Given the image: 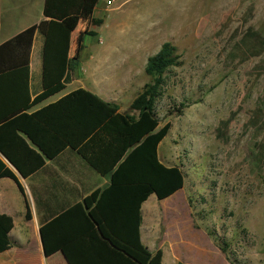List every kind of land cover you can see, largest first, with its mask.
<instances>
[{
	"label": "rangeland",
	"instance_id": "rangeland-1",
	"mask_svg": "<svg viewBox=\"0 0 264 264\" xmlns=\"http://www.w3.org/2000/svg\"><path fill=\"white\" fill-rule=\"evenodd\" d=\"M95 1L100 24L92 27L89 13L70 22V57L82 44L87 53L75 79L107 80L111 72L98 70L103 63L129 65L122 76L134 87L123 94L132 98L150 82L144 68L164 43L178 58L155 109L160 127L171 123L158 157L179 167L185 184L155 201L148 224L181 242L176 250L187 264H264V0ZM93 30L99 38H83ZM180 104L186 107L178 115Z\"/></svg>",
	"mask_w": 264,
	"mask_h": 264
},
{
	"label": "trees",
	"instance_id": "trees-1",
	"mask_svg": "<svg viewBox=\"0 0 264 264\" xmlns=\"http://www.w3.org/2000/svg\"><path fill=\"white\" fill-rule=\"evenodd\" d=\"M86 2L45 0V20L0 45V179L13 180L24 195L12 169L27 179L43 168L45 160L71 149L110 183L41 225L44 256L61 252L67 264H161V250L151 254L141 242V206L151 195L167 200L185 184L182 170L165 166L158 157L171 123L160 127L155 104L164 75L177 65L175 48L164 43L148 58L144 72L150 82L129 108L137 116L120 113L82 88L27 114L71 83L78 59L69 58L70 22L81 15ZM100 23L91 20L92 26ZM35 33L43 38L42 93L31 102L29 57ZM22 96L27 99L24 104L19 103ZM184 107L180 104L176 113L181 115ZM26 219H31L28 206ZM12 228V219L0 214V254L10 249Z\"/></svg>",
	"mask_w": 264,
	"mask_h": 264
},
{
	"label": "crops",
	"instance_id": "crops-1",
	"mask_svg": "<svg viewBox=\"0 0 264 264\" xmlns=\"http://www.w3.org/2000/svg\"><path fill=\"white\" fill-rule=\"evenodd\" d=\"M44 3L45 0H0V45L44 21ZM89 5L90 7L87 9ZM100 5L99 1L92 3V0H87L81 15L77 19L86 13L90 14L91 20L98 19ZM65 24L69 25V21L66 20ZM69 28L71 27L69 26ZM85 33L83 34L84 39L88 37H85ZM94 33L96 36H92V38H99L98 33L95 31ZM72 38L71 31L69 58L74 60L70 57L71 52L74 50ZM81 46L76 58L78 59V66L75 70L81 64L82 53H85V56L87 55L84 44ZM42 48L43 38L40 34L35 33L29 57L28 97L31 102L42 93ZM83 60H85V57ZM98 63L95 62V64ZM99 66L95 65L94 70ZM100 67L102 68L98 70L106 69L110 71L109 77H115V80L110 78L106 80V75L104 74H100L96 79L92 77H83L81 79L76 77L75 79L74 70L72 81L76 80L75 90L80 88L87 90L104 102L117 107L120 113L137 116L135 112L127 113L125 107L130 108L131 103L142 90L139 93L134 92L132 98L125 99L123 94L124 89L134 87L125 75L122 76L126 71L131 70V66H117L105 62ZM101 76H103L105 81L103 83L100 79ZM65 89L36 104L27 111V114L35 113L56 103L69 94L63 93ZM26 102L25 96H22L19 100V103L22 104ZM124 102L126 103L125 105H123ZM5 103L10 104V102L6 101ZM5 108L2 107L3 110ZM12 170L24 190V195L21 194L13 180L9 178L0 179V214L9 216L13 221V228L9 233L10 249L0 254V264H38L40 260L46 261L56 257H59L63 264H67L61 252H57L48 258L44 256L40 227L44 222L51 220L74 205L82 204L84 199L94 191L108 187L110 183L109 177L100 176L71 149H65L53 160H45L43 168L27 179L21 178L14 169ZM156 200L155 195H151L141 206V242L151 254L161 250V264H187L188 262L181 255V250L179 251L180 254L176 250L177 247L180 249L182 246L181 242L179 240L171 241L170 236L167 234L161 238L157 234L161 230V226L155 224L152 227L147 222L149 216L156 214L152 211V205L155 204ZM27 206L30 210V220L26 219ZM164 230L169 231L171 228L168 227ZM157 237L158 239L155 240Z\"/></svg>",
	"mask_w": 264,
	"mask_h": 264
},
{
	"label": "built area",
	"instance_id": "built-area-1",
	"mask_svg": "<svg viewBox=\"0 0 264 264\" xmlns=\"http://www.w3.org/2000/svg\"><path fill=\"white\" fill-rule=\"evenodd\" d=\"M111 4H112V1L111 0L107 1V5L108 6L111 5Z\"/></svg>",
	"mask_w": 264,
	"mask_h": 264
},
{
	"label": "water",
	"instance_id": "water-1",
	"mask_svg": "<svg viewBox=\"0 0 264 264\" xmlns=\"http://www.w3.org/2000/svg\"><path fill=\"white\" fill-rule=\"evenodd\" d=\"M19 175V174H18ZM20 176V175H19Z\"/></svg>",
	"mask_w": 264,
	"mask_h": 264
}]
</instances>
